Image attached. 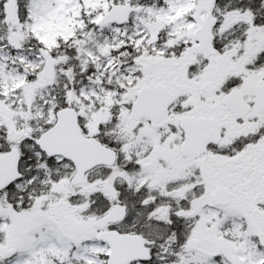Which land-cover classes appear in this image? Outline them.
<instances>
[{"label":"snow or ice","instance_id":"6c2138e0","mask_svg":"<svg viewBox=\"0 0 264 264\" xmlns=\"http://www.w3.org/2000/svg\"><path fill=\"white\" fill-rule=\"evenodd\" d=\"M0 264H264V0H0Z\"/></svg>","mask_w":264,"mask_h":264}]
</instances>
